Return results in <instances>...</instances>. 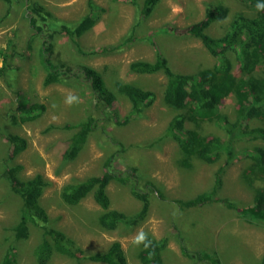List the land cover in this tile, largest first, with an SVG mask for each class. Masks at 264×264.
I'll use <instances>...</instances> for the list:
<instances>
[{"label":"rangeland","instance_id":"1","mask_svg":"<svg viewBox=\"0 0 264 264\" xmlns=\"http://www.w3.org/2000/svg\"><path fill=\"white\" fill-rule=\"evenodd\" d=\"M27 1L41 4L55 21L69 26L89 12V2L102 8L96 24L76 38L75 43L65 34H55L52 59L72 67L94 68L110 88L114 81H122L151 90L156 95L153 104L141 115L131 117L125 97L118 95L116 103L105 109L93 102L90 87L83 81L66 80L44 87V71L36 60V52L26 49L32 34L25 17ZM141 3L142 0H11L10 3L0 0V51L12 56L6 76H0V262L12 250L16 264H37L35 249L42 240V231L33 225H29L27 239L15 238L13 227L20 219L21 201L11 190L4 172L8 165L20 164L22 177L41 174L50 182L39 201L49 225L72 239L85 254L103 252L118 241L127 264H140L137 255L141 246L135 247L132 239L142 227L155 239L167 238V247L162 253L164 264H192L180 251V238L189 251H205L223 264H260L264 255L263 223H249L217 202L190 209L180 207L181 203L212 189L214 199H227L238 206L250 205L253 191L243 178L249 174L252 161L244 150L255 143L237 142L233 144L235 158L228 160L222 153L213 164L186 156L177 142L165 135L171 119L184 110L163 102L166 84L163 74L128 72L130 62L154 61L160 55L175 73L194 74L210 68L215 60L200 41L178 32L203 19L208 4L226 6L229 15L236 12L253 15L257 9L249 10L238 0H159L152 12L144 16L140 12ZM227 22L211 25L209 33L219 35ZM230 56L234 58L233 54ZM17 92L26 100L44 104L45 111L34 121L14 124L12 117L19 115ZM70 94L78 97L79 102L67 104ZM221 112L229 119L234 118L232 96L224 100ZM89 115L95 120L93 130L76 156L65 158L69 140L76 130L63 127L77 124ZM251 125L263 126L264 120ZM184 126L202 136L226 139L223 129L213 123L185 121ZM7 134H18L27 142L26 149L10 161L7 160ZM110 156H113L115 171L136 169L139 188L149 193L147 216L128 230L122 227L103 230L97 222L101 209L91 195L76 206L66 205L60 197L65 185L101 175L103 163ZM254 179V188L264 187V177L255 174ZM107 194L111 209L127 215L141 209V203L126 185L111 182ZM47 264L98 263L53 254Z\"/></svg>","mask_w":264,"mask_h":264},{"label":"trees","instance_id":"2","mask_svg":"<svg viewBox=\"0 0 264 264\" xmlns=\"http://www.w3.org/2000/svg\"><path fill=\"white\" fill-rule=\"evenodd\" d=\"M2 1L10 3L11 0ZM158 1L142 0L141 15H149ZM238 1L249 10H256L257 4H264V0ZM88 6L89 12L75 25L69 26L55 21L51 12L41 4L27 1L25 17L32 34L26 49L36 52V60L44 71L42 85L48 87L66 80H80L89 85L92 100L96 105H102L108 109L116 103L118 95L123 96L130 104L129 115L139 116L155 101L156 95L153 91L122 81H114L113 88H110L103 75L96 69L87 65L72 67L52 59L55 34H65L72 43H75L76 38L91 29L99 20L103 9L92 2H89ZM222 21H228L224 31L217 36L211 35L210 26ZM178 34L198 39L206 52L214 58L213 66L199 70L195 74L175 73L162 55L154 61L136 60L128 65V72L132 74H163L166 80L163 102L172 108L184 110V113H178L171 119L165 135L174 139L186 156H195L206 164L218 161L222 153H225L228 160L235 158L233 144L237 142L255 143L251 148L243 149L252 161L249 174L243 178L244 183L253 191L250 205L238 206L227 199H214L215 190L212 189L191 201L181 203L180 207L190 209L217 202L235 211L237 216L249 223L264 224V187L254 188L252 183L255 180V174L264 177V125H251V122L264 120V10H257L253 15H246L243 12L229 15V9L226 6L220 3L208 4L204 18L180 30ZM231 54L234 58L230 56ZM0 56L2 57L0 76L4 77L11 67L9 59L12 60V56L2 50ZM229 96L234 99L233 119H229L221 112V105ZM16 97L19 115L12 117L14 124L34 121L46 109L42 103L26 100L20 92L16 93ZM185 121L213 123L223 129L226 139L202 136L194 129L185 128ZM94 123L95 120L89 115L77 124L63 127V129L76 130L69 140V149L64 154L65 158L73 159L76 156L93 130ZM5 138L8 144V161L26 149L27 142L20 135L7 134ZM112 160L113 156H110L104 161L101 175L65 185L60 197L66 205L76 206L91 195L101 209L97 222L103 230L113 231L121 227L128 230L137 226L147 216L149 193L139 188L138 179L134 174L136 169L115 171ZM183 165L187 166V163L183 162ZM5 168L4 178L21 201L20 219L13 227L15 238L27 239L29 225L38 227L42 231V240L35 249L37 264H47L53 254L98 264H127L125 253L118 241L112 242L103 252L85 254L72 239L49 225L46 211L39 201L50 182L41 174H35L29 178L22 177L23 166L20 164L8 165ZM111 182L126 185L129 188L130 194L141 203L138 213L127 215L110 208L107 187ZM148 239L153 243V248L148 250L153 251V255L149 259L148 251L143 250L141 245L137 255L139 263L164 264L162 253L166 250L167 238L155 239L148 235ZM179 242L181 253L192 260V264L202 262L223 264L205 251H189L181 238ZM0 264H16L12 250L6 252ZM260 264H264V255L261 257Z\"/></svg>","mask_w":264,"mask_h":264},{"label":"clouds","instance_id":"3","mask_svg":"<svg viewBox=\"0 0 264 264\" xmlns=\"http://www.w3.org/2000/svg\"><path fill=\"white\" fill-rule=\"evenodd\" d=\"M257 10H264V4H257L256 5ZM67 104L71 105L73 102H79L78 97H76L75 95H69L66 98L65 101ZM132 244L135 247H140L141 245H143V250H150L153 248V243L152 240L148 239V233L145 232L143 230V228H139L136 232V234L134 235L133 239H132ZM153 255V251H148V258L150 259Z\"/></svg>","mask_w":264,"mask_h":264},{"label":"bare ground","instance_id":"4","mask_svg":"<svg viewBox=\"0 0 264 264\" xmlns=\"http://www.w3.org/2000/svg\"><path fill=\"white\" fill-rule=\"evenodd\" d=\"M195 74V73H194Z\"/></svg>","mask_w":264,"mask_h":264}]
</instances>
